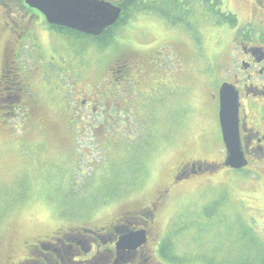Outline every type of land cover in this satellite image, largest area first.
I'll return each instance as SVG.
<instances>
[{
	"label": "rangeland",
	"instance_id": "1",
	"mask_svg": "<svg viewBox=\"0 0 264 264\" xmlns=\"http://www.w3.org/2000/svg\"><path fill=\"white\" fill-rule=\"evenodd\" d=\"M0 2L11 3L0 9V264H20L39 240L70 230H95L121 214L132 215L155 202L181 162L216 159L215 145H206L215 131L208 97L232 49L230 23L213 26L208 20L195 21L197 16L192 23L195 38L185 25L140 12L130 19L127 15L111 31L114 40L104 43L49 30L37 17L33 23L39 25L19 38L10 28L29 23L28 13L20 0ZM245 6L244 0H224V8L236 13L240 23L247 15ZM5 19L10 25L4 30ZM131 55L152 61L160 57L162 73L144 81L120 78L118 86L126 83L124 95H116L110 105L101 92L110 67ZM5 96L8 102L2 100ZM82 99L91 105L83 107ZM206 176L182 182L159 206L156 233L172 234L179 261L173 264H234L236 258L249 256L238 244L244 228L233 212L224 219L205 217L200 224L193 216L224 192L233 194L246 218L251 212L240 201L247 198L260 207L259 200L236 187L227 173ZM181 211L186 220L191 218L186 234L178 233L181 225L177 230L173 225ZM256 213L259 230L264 228V211ZM246 230L250 239L259 240L255 231ZM263 251L262 242L256 250L259 263ZM95 257L102 261L107 255Z\"/></svg>",
	"mask_w": 264,
	"mask_h": 264
},
{
	"label": "flooded vegetation",
	"instance_id": "2",
	"mask_svg": "<svg viewBox=\"0 0 264 264\" xmlns=\"http://www.w3.org/2000/svg\"><path fill=\"white\" fill-rule=\"evenodd\" d=\"M244 2L247 11L246 18H243L242 23H240V19L235 13L237 16L236 25L230 27L232 49H228V54L225 56L227 64L221 79L208 97L209 104L214 106L215 131L213 136L211 134V141L208 140L206 145L210 146V148L215 145V150L217 151L216 159H192L181 162L173 174L171 184L168 185L171 189L166 187L164 191L157 193L154 198L155 202L149 206L136 211L132 215L121 214L105 227L95 230L83 228L80 234L70 230L57 236H52L49 239L39 240L37 244L31 246V249H28L27 258L22 264L29 262L32 264H163L159 249L163 234L160 233L158 235L156 233L158 224L156 217L159 206L169 197L171 190H175L182 182L199 175H207L205 178L210 179L220 173H227L236 187L238 185H241L239 188L243 186V189L250 190L256 196V201L259 200L257 203L260 204V207L252 206L245 197L241 201L243 202L241 207L245 206L244 210L248 214L251 212L247 218L242 214L245 218L244 222L247 223L248 228L256 232L259 240L247 241L241 244L242 246L240 245V247L249 249L246 252L249 256L236 258V262H242L243 264L259 263L256 255L257 246L262 242L264 244V228L257 229L258 219L256 217V212L264 211V0H244ZM9 4L0 2V9H5L6 5ZM20 6L28 13L29 18L27 20L29 23H23L24 25L22 26V22L18 24V21H16L15 25L18 24L17 30H15L13 25L10 28V32L17 33L19 38H25L31 33L29 25H39L34 24L33 20L37 17L42 20V14L35 9L27 7L23 0H20ZM3 22H5L3 23V29H6L10 24L7 19ZM47 29L54 30L51 27H47ZM9 47H7L8 53L11 50ZM130 57L131 59L126 60L122 65L110 67L108 84L117 83L120 78L123 81L131 80L128 76L132 79L140 77L144 81L153 76L154 72L162 73L160 57L155 58L154 61L143 59L140 55H131ZM170 58L169 56L166 58L167 63H169ZM144 61L145 65L142 67L140 63ZM145 66L150 68L146 69L144 68ZM138 67H140V71L137 69ZM118 73L121 76L117 77L116 74ZM2 77L5 76L2 75ZM119 83L120 86H116L115 94L122 97L121 94L124 95V85L126 83ZM223 84L228 85V88L236 95L235 103L232 109L226 112V116L233 118L234 109L237 106V131L240 147L246 162L243 167L239 168L225 165L228 147L224 140L220 117L222 109L220 90ZM115 94L112 95V99H109L111 100L110 105H114ZM16 98L20 99L19 93ZM89 99H82L83 107L87 108L91 105ZM116 106H119V104L115 105V109L120 108ZM93 108L95 111L97 110L96 105ZM224 183L218 182L217 184ZM224 186H226V183ZM232 195L220 193L217 195L216 200H211L216 203L218 209L223 208L228 202L229 204L232 203L233 208L228 210V212H233V215H236L238 212L240 213V209ZM210 203L206 202L205 205L207 206ZM223 211L221 209V212ZM136 231L145 232L146 242L135 249H118L117 242L120 237L126 233ZM259 232H263V235L261 236ZM152 234H155V237ZM33 252L36 253V256L29 258V256L33 255ZM97 254L107 255V258L102 261H95V258L98 257H95ZM259 258L260 263L264 264V251Z\"/></svg>",
	"mask_w": 264,
	"mask_h": 264
},
{
	"label": "trees",
	"instance_id": "3",
	"mask_svg": "<svg viewBox=\"0 0 264 264\" xmlns=\"http://www.w3.org/2000/svg\"><path fill=\"white\" fill-rule=\"evenodd\" d=\"M24 3H25V1H24ZM116 4L122 7V16L115 25L108 28L105 31V33L101 36H90V35L82 34V33L77 32V31L70 30V29L65 28V27L50 25L47 23L46 19L44 18L43 14L40 11H38L35 8H32V9H35L42 14L41 23L46 22L47 27L54 28V30L56 29L57 32H64L65 31L69 34H73V35L77 34L81 37H86V38L89 37V38L93 39L94 42L97 41V42H104V43H106V41L110 42V41L114 40V37L112 35H110L111 31H113L120 23H122V21L124 20V18L127 15H128V19H130L131 16H133L137 13H140V12H151V13L157 14V15L163 17L171 25H185L186 27H188L187 31L191 32L190 34H192V37H195V38L197 36V33H196V30L194 29V25H192V23L197 16H199V17H198V19H195V21L208 20V22L210 24L212 23L213 26H222L225 23H230V26H232V25L234 26V25H236V22H237V16L233 12L226 10V8H224V0H121ZM19 5H20V3H19ZM25 5H27V7H29V8H31L30 6H28V4L25 3ZM200 11H201V13H200ZM18 21H20V20H18ZM24 24H26V23H24ZM22 26H23V23H22ZM35 26L36 25L30 24L29 25L30 30L32 31V29ZM106 33H109V34H106ZM12 35H14V33H12ZM19 55L20 54L17 53L16 57L17 56L19 57ZM19 71L20 70L17 69V67H16V73H19ZM116 86H118V83H115V82L113 84L105 85L104 89H102V91H101L103 93L104 97H106L107 99H112V95H114L116 93L115 90H117ZM2 100L3 101L5 100L8 102L10 100V98L7 99V96H5L4 98H2ZM1 103H2V101H1ZM14 106H16V105H14ZM7 113H10V112H7ZM105 113L108 114V112H105ZM110 115H111V112H110ZM106 120H107V118H106ZM166 187L171 189V187H169V186H166ZM222 194L227 195V193H225V192ZM106 201H107V198H106ZM240 203H241L240 206H242L243 202L240 201ZM232 208H233V204L232 203L229 204V202L227 204H225L223 206V208H220V209H218V207L216 206V203L211 202L207 206H202L201 211L199 213L195 214L193 217L195 218V216H197L198 224H200V221L204 220L205 217L206 218H214L217 216L216 217L217 219H224L227 216H229V215H227V212H228V210H230ZM221 209L224 211L221 212ZM239 211H240V213L239 212L237 214L234 213V214H236L234 216L236 217V220L239 221L240 227L244 228V230L239 233V237L242 236L243 238L241 237V239H240L241 242H239L238 244H240V245L244 244L248 240L249 241H257V237H256V240L250 239L252 233L249 232L248 230H246L248 228L247 223L244 222L245 218L242 216L241 210H239ZM181 213L182 214H180V215L177 214V219L174 220L175 222L173 225H175L174 229H176L179 225H181V228H180L181 230H178V233L182 232L183 234H186L188 228L191 226V223L188 224L190 222L188 220L191 218L186 220L184 217L186 214L183 213L182 211H181ZM232 216H233V214H232ZM167 235L168 234H166V236L163 235V239H162L161 245L159 247L160 256L163 260H169L170 264H173V262L175 263V261H177V258L174 256L175 255V252H174L175 247L173 246V244H171V239L173 238V236H172V234H170L168 236ZM246 236L248 237V239L246 238ZM37 243H35V244H37ZM243 248H245V247H240L241 250H249V249H243ZM30 257H34V256L32 255V256H29V258ZM177 262H179V261H177ZM22 263L23 262H20V264H22ZM178 264H181V263H178ZM210 264H217V262H210ZM234 264H243V263L235 261ZM257 264H262V263H257Z\"/></svg>",
	"mask_w": 264,
	"mask_h": 264
},
{
	"label": "water",
	"instance_id": "4",
	"mask_svg": "<svg viewBox=\"0 0 264 264\" xmlns=\"http://www.w3.org/2000/svg\"><path fill=\"white\" fill-rule=\"evenodd\" d=\"M31 8L40 11L47 22L64 26L80 32L100 36L121 17L122 8L107 0H25ZM222 98L221 123L224 140L228 147L225 165L243 167L245 158L240 147L237 131V106L234 116H226L233 107L235 93L223 84L220 90ZM146 242L144 231L126 233L117 242L118 249H135Z\"/></svg>",
	"mask_w": 264,
	"mask_h": 264
}]
</instances>
